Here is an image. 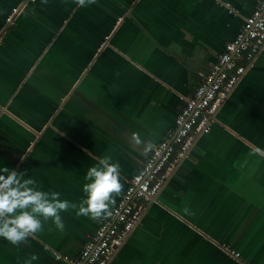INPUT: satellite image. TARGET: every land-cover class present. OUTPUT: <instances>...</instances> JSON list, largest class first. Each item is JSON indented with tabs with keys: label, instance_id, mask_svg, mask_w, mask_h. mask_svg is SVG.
<instances>
[{
	"label": "crops",
	"instance_id": "0c3cea01",
	"mask_svg": "<svg viewBox=\"0 0 264 264\" xmlns=\"http://www.w3.org/2000/svg\"><path fill=\"white\" fill-rule=\"evenodd\" d=\"M257 2L0 0V174L79 203L110 155L124 191L149 154L134 139H164ZM61 215L63 231L49 220L19 246L0 238V264L75 258L99 222ZM223 244L264 264V46L108 264H238Z\"/></svg>",
	"mask_w": 264,
	"mask_h": 264
},
{
	"label": "built area",
	"instance_id": "2783aa9c",
	"mask_svg": "<svg viewBox=\"0 0 264 264\" xmlns=\"http://www.w3.org/2000/svg\"><path fill=\"white\" fill-rule=\"evenodd\" d=\"M16 13L18 8H13L6 21L9 22ZM263 46L264 0H258L235 38L225 44L216 63L196 85L192 95L183 99L164 139L155 144L156 149L127 180L112 215L99 222L75 258L55 254L57 259L65 264H108L138 224L147 204L155 198L172 169L185 158L199 137L210 132L216 112L245 72L254 67ZM221 247L238 264H253L243 260L240 252L230 245Z\"/></svg>",
	"mask_w": 264,
	"mask_h": 264
},
{
	"label": "clouds",
	"instance_id": "9594fccd",
	"mask_svg": "<svg viewBox=\"0 0 264 264\" xmlns=\"http://www.w3.org/2000/svg\"><path fill=\"white\" fill-rule=\"evenodd\" d=\"M79 8H86L95 0H72ZM134 143L143 153L156 149L152 141L143 142L138 138ZM260 152L261 150H257ZM0 174V238L13 246H19L30 237H35L43 230V224L51 220L56 229L63 231L65 224L61 213L69 210L77 216H85L100 222L109 218L116 205V199L123 192L121 166L113 161L112 156L97 158V163L88 167L82 186L83 199L71 202L61 199L58 191H43L35 187L32 178H24L25 173L2 168ZM32 255L25 264L38 260Z\"/></svg>",
	"mask_w": 264,
	"mask_h": 264
},
{
	"label": "water",
	"instance_id": "95a60500",
	"mask_svg": "<svg viewBox=\"0 0 264 264\" xmlns=\"http://www.w3.org/2000/svg\"><path fill=\"white\" fill-rule=\"evenodd\" d=\"M154 199H155V198H154ZM154 199H153V200H154Z\"/></svg>",
	"mask_w": 264,
	"mask_h": 264
}]
</instances>
